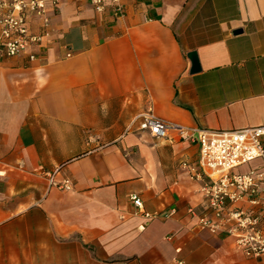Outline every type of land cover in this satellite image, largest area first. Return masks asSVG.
I'll return each mask as SVG.
<instances>
[{"label":"crops","instance_id":"obj_1","mask_svg":"<svg viewBox=\"0 0 264 264\" xmlns=\"http://www.w3.org/2000/svg\"><path fill=\"white\" fill-rule=\"evenodd\" d=\"M120 2L48 4L51 42L0 58V264H264L185 213L204 211L180 164L197 144L128 127L146 106L188 127L264 123V0Z\"/></svg>","mask_w":264,"mask_h":264},{"label":"built area","instance_id":"obj_2","mask_svg":"<svg viewBox=\"0 0 264 264\" xmlns=\"http://www.w3.org/2000/svg\"><path fill=\"white\" fill-rule=\"evenodd\" d=\"M58 1L0 0V58L19 54L27 47L45 48L52 40L48 4L56 9ZM90 2L99 12L107 9L114 16L122 12L120 0ZM37 54L31 49L27 56L34 59ZM65 54L70 55L71 50ZM131 122L154 137H167L172 131L179 139L197 144L196 165L189 166L185 161L180 164L187 167L190 178L198 180L204 211L186 206L185 213L195 218V225L231 235L233 247L243 255L264 261V123L231 128L188 127L156 116L150 106L134 114L128 127ZM255 158L259 164L243 171L232 170ZM47 179L49 186L72 188L68 177L57 180L49 173ZM127 197L144 215H150L135 193ZM258 206L263 207L255 208ZM174 211L170 207L167 214Z\"/></svg>","mask_w":264,"mask_h":264},{"label":"water","instance_id":"obj_3","mask_svg":"<svg viewBox=\"0 0 264 264\" xmlns=\"http://www.w3.org/2000/svg\"><path fill=\"white\" fill-rule=\"evenodd\" d=\"M186 55L189 57V59L191 61L190 70H193L194 69V66H193V62H194V52H188Z\"/></svg>","mask_w":264,"mask_h":264},{"label":"rangeland","instance_id":"obj_4","mask_svg":"<svg viewBox=\"0 0 264 264\" xmlns=\"http://www.w3.org/2000/svg\"><path fill=\"white\" fill-rule=\"evenodd\" d=\"M232 170H235V171H242V166H240V165L234 166V167L232 168Z\"/></svg>","mask_w":264,"mask_h":264}]
</instances>
